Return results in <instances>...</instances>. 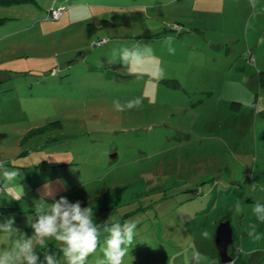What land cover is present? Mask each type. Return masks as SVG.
I'll return each mask as SVG.
<instances>
[{
	"label": "rangeland",
	"instance_id": "obj_1",
	"mask_svg": "<svg viewBox=\"0 0 264 264\" xmlns=\"http://www.w3.org/2000/svg\"><path fill=\"white\" fill-rule=\"evenodd\" d=\"M0 19V161L20 173L8 185L0 171V223L31 236L34 208L63 196L97 224L139 222L124 264H184L192 250L229 264L215 242L228 220L230 264H264L251 212L264 203V0H0ZM137 42L156 58L140 78L108 63Z\"/></svg>",
	"mask_w": 264,
	"mask_h": 264
},
{
	"label": "clouds",
	"instance_id": "obj_2",
	"mask_svg": "<svg viewBox=\"0 0 264 264\" xmlns=\"http://www.w3.org/2000/svg\"><path fill=\"white\" fill-rule=\"evenodd\" d=\"M174 39L173 36L164 38V45L168 48L169 54H175ZM155 59L153 49L149 45L137 42L131 48L114 49L108 63L110 65L118 63L130 71L136 69L137 71L132 74L140 78L145 73L139 70L147 61ZM151 77L156 81L164 78V69L158 60L153 65ZM142 104L143 100L140 97L124 103L118 99L113 101V106L118 112L140 108ZM257 111H264V108H258ZM0 171L8 185L16 184L20 178L18 171L7 169L5 161H0ZM20 190L18 195L9 194L12 200L19 201L22 198L24 193L21 186ZM46 194L54 195L50 190H46ZM34 211L36 219L30 223L33 229L31 236L25 235L14 227L15 221L12 217L0 223V234H3L11 245L6 250H0V264H87L88 257L96 254L98 249L103 257L98 259L97 264H124V258L129 255V250L134 244L139 223L132 219L121 222L119 218L113 217L107 224H97L93 211L88 207H81L79 201L69 202L63 196L53 199L49 207L38 206L34 208ZM234 211L237 214L244 211V206L239 200L234 205ZM251 212L257 220L264 222V203L255 202ZM105 233L103 247H101V237ZM202 235L204 238H209L208 232ZM247 235L254 241L261 239L255 224L250 225ZM49 240L58 243L62 259L57 253L47 249L42 252L43 260L40 259L35 246L44 245ZM205 259L207 258L198 250L184 254V264H202Z\"/></svg>",
	"mask_w": 264,
	"mask_h": 264
},
{
	"label": "water",
	"instance_id": "obj_3",
	"mask_svg": "<svg viewBox=\"0 0 264 264\" xmlns=\"http://www.w3.org/2000/svg\"><path fill=\"white\" fill-rule=\"evenodd\" d=\"M233 240V230L229 221H221L216 229L215 242L222 263L232 262V256L228 252V247L232 244Z\"/></svg>",
	"mask_w": 264,
	"mask_h": 264
},
{
	"label": "trees",
	"instance_id": "obj_4",
	"mask_svg": "<svg viewBox=\"0 0 264 264\" xmlns=\"http://www.w3.org/2000/svg\"><path fill=\"white\" fill-rule=\"evenodd\" d=\"M52 10H54V8H52V9H50V17L52 18V19H57V18H54L53 17V15H52ZM0 21L2 22V20L0 19ZM232 104H233V106L235 105V102H232ZM44 127V126H43ZM45 249H47V250H49V251H51V252H55V253H57L58 255H59V247H56L54 244H52V243H48V244H46L45 246H43V247H41V248H39V249H36V251L38 252V255L40 256V259L41 260H43V255H42V252L45 250ZM230 254V256H232V254L231 253H229ZM232 259H233V257H232Z\"/></svg>",
	"mask_w": 264,
	"mask_h": 264
},
{
	"label": "built area",
	"instance_id": "obj_5",
	"mask_svg": "<svg viewBox=\"0 0 264 264\" xmlns=\"http://www.w3.org/2000/svg\"><path fill=\"white\" fill-rule=\"evenodd\" d=\"M62 8H57V9H54L52 10V15L54 18L58 17V13L59 11L61 10ZM61 12V11H60Z\"/></svg>",
	"mask_w": 264,
	"mask_h": 264
}]
</instances>
